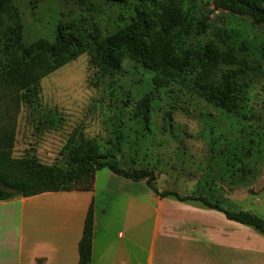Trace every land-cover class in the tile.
Masks as SVG:
<instances>
[{
	"label": "rangeland",
	"instance_id": "1",
	"mask_svg": "<svg viewBox=\"0 0 264 264\" xmlns=\"http://www.w3.org/2000/svg\"><path fill=\"white\" fill-rule=\"evenodd\" d=\"M4 1L20 24L15 34L18 49L55 43L62 27L92 30L101 40L110 36L119 41L125 24L144 13L151 35L147 47L152 71L138 67L126 55L122 72L109 76L88 53L81 55L39 81L41 114L60 117L56 125L46 124L40 111L34 113L22 90L0 72L1 152L12 160L34 156L46 165H65L64 150L74 135L79 142L108 153L120 131L117 160L128 171L155 173L159 190L204 196L233 211L247 210L264 218V23L257 25L251 16L232 13L215 0H177L178 4L163 0L164 7L157 0ZM184 11L205 18L208 29L200 36L186 37L178 56L173 50L176 42L156 32L158 27H178ZM191 72L216 82L226 73L240 74V108L222 109L174 79ZM145 98L150 100L148 124L135 118ZM87 186L92 189L53 192L28 202L26 231L35 228L41 237L68 246L70 257L85 211L94 202L96 264H106L111 241L119 247L112 252L116 264L125 258L123 242L131 248L132 262L146 264L156 221L176 225L209 219L203 212L209 208L200 202L161 198L146 181L134 182L109 169L97 172L80 188ZM210 219L222 220L219 215ZM120 232L127 240L115 238ZM159 259L158 247L154 264H160Z\"/></svg>",
	"mask_w": 264,
	"mask_h": 264
},
{
	"label": "trees",
	"instance_id": "2",
	"mask_svg": "<svg viewBox=\"0 0 264 264\" xmlns=\"http://www.w3.org/2000/svg\"><path fill=\"white\" fill-rule=\"evenodd\" d=\"M113 1V0H112ZM154 0H152L153 2ZM164 7L163 0H157ZM177 3V0H168ZM217 6L239 15H249L255 24L264 23V0H215ZM156 9L157 5L148 4ZM178 27L157 28V34L176 42L174 53L181 55L184 39L188 36H200L208 29L205 18L192 12H183L177 22ZM175 28H178L176 30ZM20 29L15 12L4 0H0V39L6 38L2 47L0 40V72L12 86L23 92V97L34 113L40 110L39 81L46 75L88 53L92 62L105 75L114 76L122 72V61L127 55L134 59L138 67L151 73L149 65L150 51L147 44L150 31L145 14L127 23L119 32V41L106 37L101 40L95 31L74 32L72 28H60L55 43L38 44L30 48H17L15 34ZM3 48V50H2ZM15 51V54L10 52ZM161 71V69L159 70ZM160 77V74L158 78ZM241 75L236 72L226 73L220 82L205 80L188 73L184 77L174 76L191 93L222 109L235 111L240 108L242 84ZM150 100H141L135 112V118L148 124L150 121ZM44 122L50 125L60 124L62 119L45 112ZM115 145L108 153L93 148L87 141H78L74 135L65 152L68 162L65 165H46L36 157L28 156L21 160H12L10 155L0 151V200H10L17 196L24 198L51 192L90 191L91 186L80 188L84 182H91L95 174L109 169L114 174L134 182L146 181L149 188L161 198H174L179 202H200L204 207L223 213L227 219L252 227L264 235V218L251 211H233L220 202H214L204 196H183L171 190L161 191L157 187L156 175L147 170L128 171L116 158V150H121L120 131L115 134ZM95 230V205L88 209L82 238L79 242V264H93V242Z\"/></svg>",
	"mask_w": 264,
	"mask_h": 264
},
{
	"label": "crops",
	"instance_id": "3",
	"mask_svg": "<svg viewBox=\"0 0 264 264\" xmlns=\"http://www.w3.org/2000/svg\"><path fill=\"white\" fill-rule=\"evenodd\" d=\"M51 193L0 200V264H68V259L72 260V264H79V242L85 220L74 242V255L70 257L68 246L58 244L54 238L41 237L35 228L26 231V204L38 202ZM203 212L209 219L178 221L176 225L169 221H156L146 264L155 263L158 247L160 264H264V235L252 227L227 219L219 211L205 209ZM216 215L221 217L220 222L210 219ZM159 234L162 235V242L158 246ZM115 238L127 240L125 232H120ZM113 242H109L106 249V252H111L106 264H116L112 252L117 246L114 247ZM95 245L94 230L93 264H96ZM121 246L125 258L122 257L119 264H136V259L132 262L131 248L124 242Z\"/></svg>",
	"mask_w": 264,
	"mask_h": 264
}]
</instances>
